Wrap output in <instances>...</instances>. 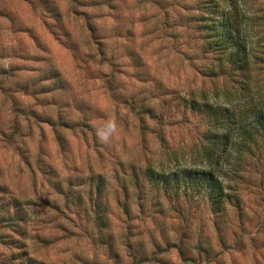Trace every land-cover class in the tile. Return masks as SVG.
<instances>
[{"label":"rangeland","instance_id":"obj_1","mask_svg":"<svg viewBox=\"0 0 264 264\" xmlns=\"http://www.w3.org/2000/svg\"><path fill=\"white\" fill-rule=\"evenodd\" d=\"M200 1L0 0V219L16 201L27 212L23 234L0 222V264H264V148L223 216L132 177L204 153L208 120L189 100L264 103V0H234L251 87L205 47ZM99 175L105 228L86 202Z\"/></svg>","mask_w":264,"mask_h":264},{"label":"trees","instance_id":"obj_2","mask_svg":"<svg viewBox=\"0 0 264 264\" xmlns=\"http://www.w3.org/2000/svg\"><path fill=\"white\" fill-rule=\"evenodd\" d=\"M246 20L247 15L235 5L234 0L227 7L220 0H201L196 14L197 27L203 33L208 51L219 55L225 73L243 74L240 83L251 87L252 48L246 32ZM229 103L225 105L197 98L189 100V106L208 120L205 139L209 143L204 146V153L198 155L194 165L178 162L174 167L147 166L143 171L145 182L140 179L139 173H133L136 188L143 191L148 186L178 206L182 201L192 202L200 198L206 201L216 216L225 215L229 204L240 208L237 183L243 176L244 161L264 148V103L249 106ZM226 159H229V170L223 163ZM45 171L51 173L50 169ZM91 178L86 202L93 207V214L90 215L94 223L99 228H105L108 226L106 195L109 182L101 175ZM67 194L76 199L75 195ZM16 202L17 210L11 213L10 204L11 217L5 218L3 214L0 222H6L13 227V231L23 234L22 224L27 220V212L20 208V201ZM178 249L185 254L182 245L178 244Z\"/></svg>","mask_w":264,"mask_h":264}]
</instances>
